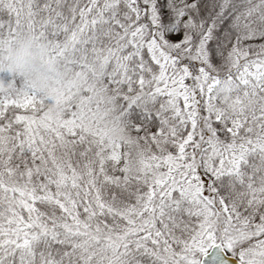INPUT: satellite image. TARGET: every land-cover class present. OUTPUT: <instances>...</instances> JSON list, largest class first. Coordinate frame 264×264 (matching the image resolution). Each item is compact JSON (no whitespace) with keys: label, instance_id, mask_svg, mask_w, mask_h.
<instances>
[{"label":"snow or ice","instance_id":"snow-or-ice-1","mask_svg":"<svg viewBox=\"0 0 264 264\" xmlns=\"http://www.w3.org/2000/svg\"><path fill=\"white\" fill-rule=\"evenodd\" d=\"M0 264H264V0H0Z\"/></svg>","mask_w":264,"mask_h":264}]
</instances>
